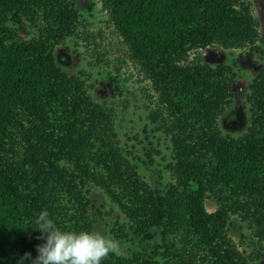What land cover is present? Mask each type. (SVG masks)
Instances as JSON below:
<instances>
[{"label": "trees", "instance_id": "1", "mask_svg": "<svg viewBox=\"0 0 264 264\" xmlns=\"http://www.w3.org/2000/svg\"><path fill=\"white\" fill-rule=\"evenodd\" d=\"M77 2L0 0V264L36 256L40 211L62 230L92 231L98 207L89 187L108 195L145 244L102 264H257L264 257V68L248 85L249 124L233 136L219 123L233 95V65L189 58L209 46L248 47L249 57L259 51L251 5L102 0L156 93L152 118L170 137L172 181L154 188L119 146L110 108L56 61V46L80 24ZM27 27L30 37L19 31ZM234 216L256 240L251 253L228 233Z\"/></svg>", "mask_w": 264, "mask_h": 264}, {"label": "rangeland", "instance_id": "2", "mask_svg": "<svg viewBox=\"0 0 264 264\" xmlns=\"http://www.w3.org/2000/svg\"><path fill=\"white\" fill-rule=\"evenodd\" d=\"M245 1L251 5V13L258 22L259 51L252 52L249 57L248 47L230 49L209 46L189 53L190 59L198 56L212 65L219 60L233 65L236 77L231 103L219 118L222 131L233 136L241 134L249 124L248 85L256 72L264 68V0ZM77 7L80 24L75 35L56 46V61L68 74H78L85 80L94 101L110 108L124 155L137 166L148 184L163 188L172 181L167 168L172 161V153L170 137L160 124L161 119L152 118L153 111L158 109L156 93L139 65L129 56L102 0H78ZM19 31L24 37L34 34L28 27ZM89 192L98 207V210H93L96 222L92 231L118 240L122 248L120 255L123 256H129L145 246L128 229L125 216L108 195L98 187H89ZM206 207L213 211L217 205L207 198ZM120 225H124L121 230ZM228 233L241 251L251 253L256 250V240L251 231L235 216L228 224ZM157 240L155 238L151 244ZM256 263L264 264V257H259Z\"/></svg>", "mask_w": 264, "mask_h": 264}, {"label": "clouds", "instance_id": "3", "mask_svg": "<svg viewBox=\"0 0 264 264\" xmlns=\"http://www.w3.org/2000/svg\"><path fill=\"white\" fill-rule=\"evenodd\" d=\"M43 241L36 246V256L25 252L17 264H102L110 254L119 256L122 248L118 240L90 230H62L47 210L40 211L33 220Z\"/></svg>", "mask_w": 264, "mask_h": 264}]
</instances>
